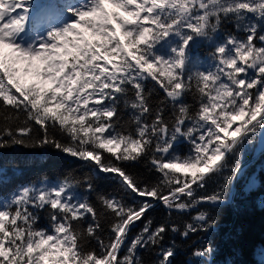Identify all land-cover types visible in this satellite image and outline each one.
<instances>
[{
    "label": "snow or ice",
    "instance_id": "snow-or-ice-1",
    "mask_svg": "<svg viewBox=\"0 0 264 264\" xmlns=\"http://www.w3.org/2000/svg\"><path fill=\"white\" fill-rule=\"evenodd\" d=\"M257 146L264 0H0V149L80 162L0 198V264H174L173 237L215 231L237 181L264 187L244 164ZM215 252L198 241L190 264Z\"/></svg>",
    "mask_w": 264,
    "mask_h": 264
},
{
    "label": "trees",
    "instance_id": "trees-1",
    "mask_svg": "<svg viewBox=\"0 0 264 264\" xmlns=\"http://www.w3.org/2000/svg\"><path fill=\"white\" fill-rule=\"evenodd\" d=\"M34 2L43 4L46 3V0H34ZM200 51L203 54L204 49ZM188 148L187 143L179 145L181 153L187 152ZM258 149L259 146L255 150L251 149L247 152L244 155V160L256 154ZM0 156L3 157V167L7 175V179L0 186V198L7 197L18 186L36 181L41 176L56 179L80 165L79 161L64 156L52 148L0 149ZM12 160L17 161L18 169L10 167ZM246 166L249 174L259 173L261 181L264 182V152ZM130 170L142 178L152 179L154 175L148 171L144 164L135 165ZM97 186L101 193L106 194H115L120 187L117 181L111 177L98 181ZM213 187H215L214 182L209 181L205 191L210 192ZM244 187V181H237L233 201H229L222 209L218 210V227L215 231L201 232L187 240L178 235L173 237L178 246L174 264H190L193 259L190 255V246L198 241L204 244L211 243L216 248V252L211 257L214 264H264V187L251 194H246ZM201 194L204 193L201 192ZM92 199L95 203V196ZM203 207L207 208L208 206L204 205ZM165 214L163 206H158L150 212L154 221H158ZM186 218L174 214L176 223L181 227L183 226L182 219ZM139 227L138 224L134 231H137ZM154 258L146 256V259Z\"/></svg>",
    "mask_w": 264,
    "mask_h": 264
},
{
    "label": "water",
    "instance_id": "water-1",
    "mask_svg": "<svg viewBox=\"0 0 264 264\" xmlns=\"http://www.w3.org/2000/svg\"><path fill=\"white\" fill-rule=\"evenodd\" d=\"M261 153H262V151H261L260 148H259V150L257 151L256 154H254V155H253L252 157H250L249 159L244 160V164H245V165L249 164L253 159H255L256 157H258ZM236 184H237V182H236ZM235 192H236V185H235ZM234 194H235V193H234ZM233 197H234V195H233ZM230 201L232 202V201H233V198H232Z\"/></svg>",
    "mask_w": 264,
    "mask_h": 264
},
{
    "label": "rangeland",
    "instance_id": "rangeland-1",
    "mask_svg": "<svg viewBox=\"0 0 264 264\" xmlns=\"http://www.w3.org/2000/svg\"><path fill=\"white\" fill-rule=\"evenodd\" d=\"M251 149H248L246 152H245V154L247 153V152H249ZM259 150V149H258Z\"/></svg>",
    "mask_w": 264,
    "mask_h": 264
}]
</instances>
